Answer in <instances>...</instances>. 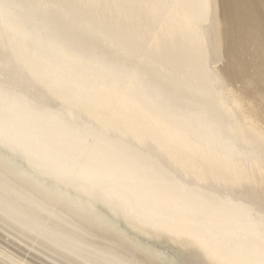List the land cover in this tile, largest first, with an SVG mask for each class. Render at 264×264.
<instances>
[{
	"label": "bare ground",
	"instance_id": "1",
	"mask_svg": "<svg viewBox=\"0 0 264 264\" xmlns=\"http://www.w3.org/2000/svg\"><path fill=\"white\" fill-rule=\"evenodd\" d=\"M262 205L264 0H0V264H264Z\"/></svg>",
	"mask_w": 264,
	"mask_h": 264
},
{
	"label": "snow or ice",
	"instance_id": "2",
	"mask_svg": "<svg viewBox=\"0 0 264 264\" xmlns=\"http://www.w3.org/2000/svg\"><path fill=\"white\" fill-rule=\"evenodd\" d=\"M210 7V6H209ZM209 72L213 75H215L214 69H209ZM261 212L264 213V205L261 207ZM10 264H15V261H11Z\"/></svg>",
	"mask_w": 264,
	"mask_h": 264
}]
</instances>
